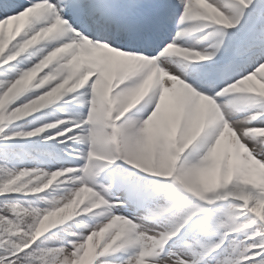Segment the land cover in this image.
<instances>
[{
	"label": "snow or ice",
	"instance_id": "1",
	"mask_svg": "<svg viewBox=\"0 0 264 264\" xmlns=\"http://www.w3.org/2000/svg\"><path fill=\"white\" fill-rule=\"evenodd\" d=\"M0 264H264V0H0Z\"/></svg>",
	"mask_w": 264,
	"mask_h": 264
}]
</instances>
